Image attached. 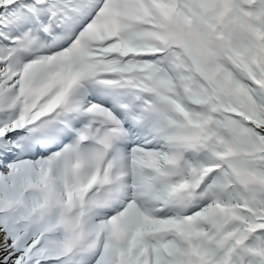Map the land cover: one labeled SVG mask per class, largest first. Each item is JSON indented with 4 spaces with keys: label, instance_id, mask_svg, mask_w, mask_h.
I'll list each match as a JSON object with an SVG mask.
<instances>
[{
    "label": "snow or ice",
    "instance_id": "1",
    "mask_svg": "<svg viewBox=\"0 0 264 264\" xmlns=\"http://www.w3.org/2000/svg\"><path fill=\"white\" fill-rule=\"evenodd\" d=\"M0 264H264V0H0Z\"/></svg>",
    "mask_w": 264,
    "mask_h": 264
}]
</instances>
